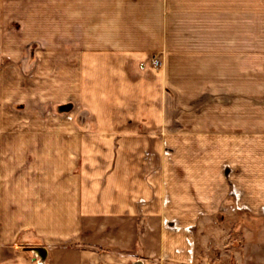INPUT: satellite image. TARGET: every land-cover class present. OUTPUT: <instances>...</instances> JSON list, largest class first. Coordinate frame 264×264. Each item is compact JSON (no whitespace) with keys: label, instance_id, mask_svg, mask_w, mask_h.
Returning a JSON list of instances; mask_svg holds the SVG:
<instances>
[{"label":"crops","instance_id":"obj_1","mask_svg":"<svg viewBox=\"0 0 264 264\" xmlns=\"http://www.w3.org/2000/svg\"><path fill=\"white\" fill-rule=\"evenodd\" d=\"M9 13L0 264H33L21 245L46 264H196L199 224L235 217L230 199L264 222V0H23ZM141 136L168 137L151 151ZM249 249L264 264V246Z\"/></svg>","mask_w":264,"mask_h":264},{"label":"rangeland","instance_id":"obj_2","mask_svg":"<svg viewBox=\"0 0 264 264\" xmlns=\"http://www.w3.org/2000/svg\"><path fill=\"white\" fill-rule=\"evenodd\" d=\"M1 1V19L4 22L10 18L9 9L21 7L23 0H0ZM12 18V17H11ZM10 18V19H11ZM163 63L160 60L161 69ZM156 68V67H155ZM80 111V110H79ZM77 111V113L79 112ZM76 113V114H77ZM75 119V118H74ZM78 126V124L76 123ZM87 127V125H86ZM81 130L86 128L79 127ZM145 139L144 148H154L157 142H162L168 136H141ZM179 137V136H178ZM191 137V136H190ZM188 142V149L192 152L198 153L200 151V144L195 136H192ZM120 140L115 141L116 147H119ZM186 144V142H185ZM183 141H177L175 148H183L185 145ZM141 146V145H140ZM136 147H139L137 144ZM161 162V158H160ZM182 175V174H181ZM182 177V176H181ZM228 201L224 206L225 214L229 212L231 215H236L232 218H214L208 219L199 224V231L197 233V241L195 242L196 264H252L250 257V247H263L264 238L260 236V229L264 228V222L250 221L245 218L247 212L244 206L235 202ZM224 214V213H223ZM226 216V215H225ZM261 245V246H260ZM35 246V245H21L19 247Z\"/></svg>","mask_w":264,"mask_h":264},{"label":"water","instance_id":"obj_3","mask_svg":"<svg viewBox=\"0 0 264 264\" xmlns=\"http://www.w3.org/2000/svg\"><path fill=\"white\" fill-rule=\"evenodd\" d=\"M37 47L36 43L29 44L27 46L28 50V59L27 64L30 65L34 60V49ZM71 104H61L56 106V111L58 113L63 112H69L71 109ZM88 115V112L86 109H81L76 115H75V122L78 124L79 127L86 128V117ZM23 250L29 252L31 256V260L33 264H46V255L47 252L45 248L40 246H26L22 247Z\"/></svg>","mask_w":264,"mask_h":264},{"label":"built area","instance_id":"obj_4","mask_svg":"<svg viewBox=\"0 0 264 264\" xmlns=\"http://www.w3.org/2000/svg\"><path fill=\"white\" fill-rule=\"evenodd\" d=\"M152 61H153L154 67L156 68L160 67V60L156 56L152 58Z\"/></svg>","mask_w":264,"mask_h":264}]
</instances>
